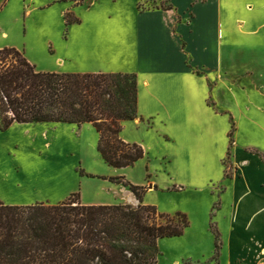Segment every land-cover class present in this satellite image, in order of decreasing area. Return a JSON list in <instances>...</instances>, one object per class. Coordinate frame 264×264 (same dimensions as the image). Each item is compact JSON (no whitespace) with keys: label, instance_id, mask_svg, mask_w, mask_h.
<instances>
[{"label":"crops","instance_id":"0c3cea01","mask_svg":"<svg viewBox=\"0 0 264 264\" xmlns=\"http://www.w3.org/2000/svg\"><path fill=\"white\" fill-rule=\"evenodd\" d=\"M104 1H98L91 8ZM8 3H3L1 8L5 9ZM169 6V10L144 12L134 6L115 18L97 17L86 22L78 15L80 23L74 25L76 35L70 46L72 70L41 72L135 74L138 118L122 123L120 137L142 146L145 152L142 160L149 161L150 152L162 147L171 150L170 154L166 151L162 154L168 164L172 155H177L182 169L191 171L201 167L208 150L221 138V164L228 152V137H232L234 148L230 158L235 174L226 182L227 189L220 194L219 208L213 217L221 213L224 195H230L232 225L240 236L246 235L241 245L246 251L253 242H264V126L251 118L248 133L253 140L258 137L262 141L244 143L238 118L225 110L222 101L225 97L236 102L238 81L254 77L252 69L239 71L238 65L239 61L244 63L254 57L251 49L256 39L264 42V21L258 23V18H264V0H186L184 5L169 0ZM239 10L243 16L238 15ZM58 53L59 49L55 52L59 57ZM252 91L255 94L246 109L252 106L264 113V107L257 104L264 102V86L255 85ZM219 123L223 128H218ZM11 126L41 129L43 135L48 131H66L76 141L89 138L92 146L98 141V134L88 123L80 127L68 123H14ZM8 174L7 180L0 177V202L17 206L34 204L36 201L26 199L32 195L29 179L12 170ZM92 175L113 177L97 172ZM115 175L116 178L122 174L115 172ZM149 189L145 196L151 189L155 190L152 186ZM77 192L83 205L138 204L123 185L86 178H79L76 184L63 190L52 191L46 199L49 203H60ZM215 224V235L222 239V244L218 243L217 251L214 244L215 252L208 261L220 264L223 234L217 221ZM259 252L257 261L247 259L248 262L264 264V247ZM236 262L245 264L240 256Z\"/></svg>","mask_w":264,"mask_h":264},{"label":"rangeland","instance_id":"374dc122","mask_svg":"<svg viewBox=\"0 0 264 264\" xmlns=\"http://www.w3.org/2000/svg\"><path fill=\"white\" fill-rule=\"evenodd\" d=\"M6 1L9 3L2 9L1 5ZM98 1L100 0H0V48L13 47L19 50L40 71H71L70 46L75 39L76 33H73V30L76 23L67 25L64 18L66 13L71 12L72 19L80 15L86 22L97 17L115 18L118 14L127 13L134 6L137 9V4L145 10H154L161 4L169 5V0H117L116 3L105 0L91 8ZM173 1L184 5L186 0ZM238 15L243 16L241 10ZM263 21V17L258 18V23ZM263 43L256 39L251 49L254 50V57L244 63L239 61L238 70L252 69L254 77H243L238 81L236 102H231L225 97L222 101L225 110L234 113L238 118L240 137L248 144L262 141L258 137L253 140L248 130L251 127V118L264 126V113L253 109L252 106L246 109V104L255 94L252 91L254 86H264ZM55 47L59 49V57L55 54ZM239 47L241 48V44ZM243 88L245 91H242ZM257 104L264 107L262 101ZM223 126L222 123L218 124L219 129ZM222 141L219 138L216 146L214 143L213 149L208 150L204 163L198 169L184 171L177 155H172V161L168 164L162 159V154H165V151L170 154L171 150L157 147L150 152V163L145 158L137 165L136 162L130 170L118 171L111 169L101 160L96 150L97 140L92 146L89 138L76 141V138L66 131H48L43 135L41 129L10 126L6 131H0V177L7 180L9 170L18 176L22 175V178L23 175L26 176L31 183L32 194L26 199L36 201L34 204L49 205L57 203H49L46 196L52 191L63 190L76 184L79 178L109 181L108 178H115V172H119L122 174L120 177L132 184L142 183L140 186L144 187L146 192L150 190L149 186L155 188L157 185L155 190L151 189V193L144 196V202L155 206L162 213L183 212L190 221L182 236L161 239L158 242L157 264H213L208 260H211L210 257L215 252L216 221L218 227L222 228L224 243L220 264H238V256L245 264H253L247 259L257 261L264 242H253L250 249H247L251 253L243 250L242 238H246V235L240 236L232 225L230 195L225 194L224 198L221 195L222 211L213 217L215 209L219 208L220 194L227 189L226 182L235 174L230 158L233 155L234 140L228 137V152L220 164ZM94 172L110 174L113 177L92 175ZM228 183L230 189L231 184ZM217 243L222 244V239L217 237Z\"/></svg>","mask_w":264,"mask_h":264},{"label":"trees","instance_id":"16d2710c","mask_svg":"<svg viewBox=\"0 0 264 264\" xmlns=\"http://www.w3.org/2000/svg\"><path fill=\"white\" fill-rule=\"evenodd\" d=\"M137 10L150 11L140 4ZM72 16L65 14L67 25L80 23ZM137 118L135 74L41 72L19 50L0 48L1 132L14 123H88L101 159L122 169L145 156L141 145L120 137L122 123ZM108 180L126 187L137 206L83 205L79 193L55 205L0 202V264H157L158 242L182 236L187 214L159 212L144 203V187L124 177Z\"/></svg>","mask_w":264,"mask_h":264}]
</instances>
